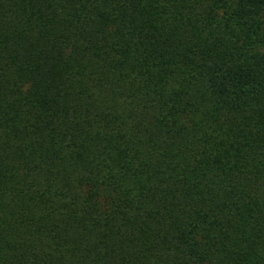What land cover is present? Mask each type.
Wrapping results in <instances>:
<instances>
[{"label": "trees", "instance_id": "16d2710c", "mask_svg": "<svg viewBox=\"0 0 264 264\" xmlns=\"http://www.w3.org/2000/svg\"><path fill=\"white\" fill-rule=\"evenodd\" d=\"M0 264H264V0H0Z\"/></svg>", "mask_w": 264, "mask_h": 264}]
</instances>
